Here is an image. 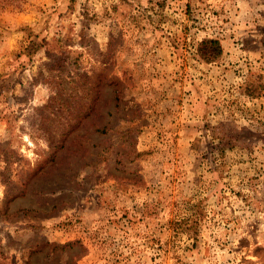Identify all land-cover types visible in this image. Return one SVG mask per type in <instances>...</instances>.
Here are the masks:
<instances>
[{
    "label": "rangeland",
    "instance_id": "374dc122",
    "mask_svg": "<svg viewBox=\"0 0 264 264\" xmlns=\"http://www.w3.org/2000/svg\"><path fill=\"white\" fill-rule=\"evenodd\" d=\"M0 264H264V0H0Z\"/></svg>",
    "mask_w": 264,
    "mask_h": 264
},
{
    "label": "trees",
    "instance_id": "16d2710c",
    "mask_svg": "<svg viewBox=\"0 0 264 264\" xmlns=\"http://www.w3.org/2000/svg\"><path fill=\"white\" fill-rule=\"evenodd\" d=\"M198 55L205 61L217 59L222 53V46L217 38H204L199 42Z\"/></svg>",
    "mask_w": 264,
    "mask_h": 264
}]
</instances>
